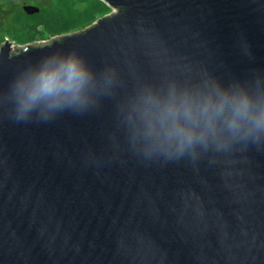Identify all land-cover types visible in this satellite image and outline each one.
Instances as JSON below:
<instances>
[{
	"label": "water",
	"instance_id": "1",
	"mask_svg": "<svg viewBox=\"0 0 264 264\" xmlns=\"http://www.w3.org/2000/svg\"><path fill=\"white\" fill-rule=\"evenodd\" d=\"M104 1L117 11L79 33L0 47V264H264V139L147 159L124 123L148 82L264 92V0ZM69 53L115 70L108 93L17 119L15 81Z\"/></svg>",
	"mask_w": 264,
	"mask_h": 264
},
{
	"label": "clouds",
	"instance_id": "2",
	"mask_svg": "<svg viewBox=\"0 0 264 264\" xmlns=\"http://www.w3.org/2000/svg\"><path fill=\"white\" fill-rule=\"evenodd\" d=\"M115 79L110 68L98 78L75 53L53 54L15 81L16 117L38 110L47 119L73 105L84 107L90 93L106 95ZM124 123L137 154L195 159L200 153L226 152L235 144L264 139V92L206 77L148 82L130 93Z\"/></svg>",
	"mask_w": 264,
	"mask_h": 264
},
{
	"label": "rangeland",
	"instance_id": "3",
	"mask_svg": "<svg viewBox=\"0 0 264 264\" xmlns=\"http://www.w3.org/2000/svg\"><path fill=\"white\" fill-rule=\"evenodd\" d=\"M116 11L104 0H0V47L7 40L15 53L28 44L79 33Z\"/></svg>",
	"mask_w": 264,
	"mask_h": 264
}]
</instances>
